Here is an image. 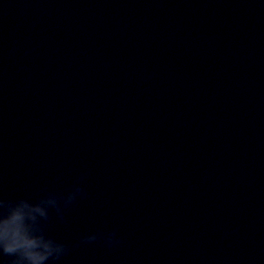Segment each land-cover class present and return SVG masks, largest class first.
<instances>
[{
	"label": "clouds",
	"instance_id": "9594fccd",
	"mask_svg": "<svg viewBox=\"0 0 264 264\" xmlns=\"http://www.w3.org/2000/svg\"><path fill=\"white\" fill-rule=\"evenodd\" d=\"M83 174L63 193L45 192L35 201L20 197L7 199L0 194V259L3 264H58L67 255L69 245L47 234L54 218L66 221L65 210L86 196ZM102 243L112 248L123 243L115 229L82 235L80 244Z\"/></svg>",
	"mask_w": 264,
	"mask_h": 264
}]
</instances>
